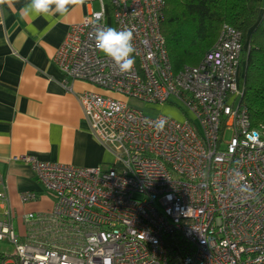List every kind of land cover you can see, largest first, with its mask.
I'll list each match as a JSON object with an SVG mask.
<instances>
[{
    "label": "built area",
    "instance_id": "2783aa9c",
    "mask_svg": "<svg viewBox=\"0 0 264 264\" xmlns=\"http://www.w3.org/2000/svg\"><path fill=\"white\" fill-rule=\"evenodd\" d=\"M106 1L70 27L53 62L64 80L103 90L77 98L112 159L104 169L13 157L56 201L49 214L23 217L31 235L20 238L0 174V241L15 249L0 264H264V126L241 104L240 33L223 25L196 66L174 72L164 0ZM97 26L133 32L130 74L96 49Z\"/></svg>",
    "mask_w": 264,
    "mask_h": 264
},
{
    "label": "crops",
    "instance_id": "0c3cea01",
    "mask_svg": "<svg viewBox=\"0 0 264 264\" xmlns=\"http://www.w3.org/2000/svg\"><path fill=\"white\" fill-rule=\"evenodd\" d=\"M28 2L14 0L12 8L0 6V174L13 224L19 209L41 200L44 193L30 165L12 161L13 157L32 155L102 168L112 159L110 150L91 134L77 98L84 91L103 90L86 81L64 80L53 62L70 27L87 12L98 11L99 0H86L69 14L49 19L22 18L20 10ZM26 193L35 198L22 201Z\"/></svg>",
    "mask_w": 264,
    "mask_h": 264
},
{
    "label": "trees",
    "instance_id": "16d2710c",
    "mask_svg": "<svg viewBox=\"0 0 264 264\" xmlns=\"http://www.w3.org/2000/svg\"><path fill=\"white\" fill-rule=\"evenodd\" d=\"M223 25L241 35V104L253 127L264 126V0H164L161 32L172 70L196 66Z\"/></svg>",
    "mask_w": 264,
    "mask_h": 264
},
{
    "label": "clouds",
    "instance_id": "9594fccd",
    "mask_svg": "<svg viewBox=\"0 0 264 264\" xmlns=\"http://www.w3.org/2000/svg\"><path fill=\"white\" fill-rule=\"evenodd\" d=\"M86 0H29L20 10L24 16L49 19L57 15L63 17L74 8L82 7ZM14 7V0H0V6ZM133 32L130 29L118 30L115 27L97 26L94 29L96 49L118 67L120 74H130L135 65L133 53ZM158 127L163 129V122Z\"/></svg>",
    "mask_w": 264,
    "mask_h": 264
},
{
    "label": "rangeland",
    "instance_id": "374dc122",
    "mask_svg": "<svg viewBox=\"0 0 264 264\" xmlns=\"http://www.w3.org/2000/svg\"><path fill=\"white\" fill-rule=\"evenodd\" d=\"M110 23H112V19L110 17ZM241 65L238 68V85H243V78H244V63L241 60ZM127 102L129 105L133 107H137L142 111L146 112L149 115H156V114H165L169 115L173 118L178 119V113L173 110L172 108H168L167 106H154V107H147L144 105L143 102L128 98ZM106 169L107 167H103ZM41 200H37L36 202L28 203L25 206H22L17 215H15V222L14 227L17 231V235L20 238H25L28 235V228L24 222V216L28 213H34L35 215H46L52 211L54 203L56 201L55 194L47 189L44 188L43 195L40 196ZM13 218V216H12ZM14 246L9 244L7 241L3 240L0 241V261L5 256H12L14 254ZM13 264V263H8Z\"/></svg>",
    "mask_w": 264,
    "mask_h": 264
}]
</instances>
